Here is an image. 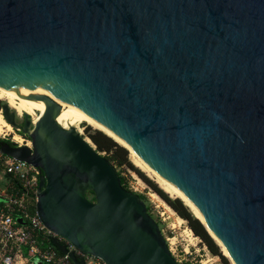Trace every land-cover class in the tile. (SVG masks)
<instances>
[{"label":"water","instance_id":"obj_1","mask_svg":"<svg viewBox=\"0 0 264 264\" xmlns=\"http://www.w3.org/2000/svg\"><path fill=\"white\" fill-rule=\"evenodd\" d=\"M0 84L45 106L19 124L3 102L32 147H0L41 169L48 229L106 264H179L64 105L133 148L234 264H264V0H0Z\"/></svg>","mask_w":264,"mask_h":264},{"label":"built area","instance_id":"obj_2","mask_svg":"<svg viewBox=\"0 0 264 264\" xmlns=\"http://www.w3.org/2000/svg\"><path fill=\"white\" fill-rule=\"evenodd\" d=\"M15 131L21 141L10 139L11 142L31 148L29 136L21 134L18 127ZM6 138L2 135V139ZM41 175L39 167L5 154L0 147V264H74L70 252L86 264H106L100 257L76 248L40 220L35 207ZM53 237L65 244L66 253L52 244ZM168 249L179 264H193L183 262L169 246Z\"/></svg>","mask_w":264,"mask_h":264},{"label":"rangeland","instance_id":"obj_3","mask_svg":"<svg viewBox=\"0 0 264 264\" xmlns=\"http://www.w3.org/2000/svg\"><path fill=\"white\" fill-rule=\"evenodd\" d=\"M0 101V103L6 102L3 99H0ZM29 118L32 120L30 115ZM6 130L7 129L0 133V138H2V135H5L11 139L12 136L19 134L17 131H15L14 127H12L11 130ZM95 130L97 129L93 128L86 122L80 123L79 127L77 128V132L84 139H86L92 145V147L98 151V153L103 156H111L113 151L99 150L97 144L90 138L89 134L93 133ZM6 133H9V136ZM127 153L128 158L125 164L119 166L115 161L112 164L115 166L118 174L124 177L126 186L133 192H136L137 194L144 197L143 200L145 201L150 214L159 224L168 246L176 255V257L178 259H182L183 262H191L193 264H224L219 256L211 254L200 237L193 233L187 223V220L181 217L172 208V206L152 188V186L155 185L166 195L167 199L169 200L178 198L171 197L164 190H162L152 178L147 176L142 170L133 164L131 158L129 157L130 155L128 151ZM181 203L186 208V210L189 211L182 201ZM190 214L192 215L191 212ZM179 219H181V222H178ZM221 254L223 255L222 252ZM226 259L228 260V263L231 264L227 257ZM37 264L43 263L38 261Z\"/></svg>","mask_w":264,"mask_h":264},{"label":"bare ground","instance_id":"obj_4","mask_svg":"<svg viewBox=\"0 0 264 264\" xmlns=\"http://www.w3.org/2000/svg\"><path fill=\"white\" fill-rule=\"evenodd\" d=\"M0 99L5 100L9 104V106L14 109L19 115L22 113H27L28 115H30L33 122L37 121V119L40 117V115L45 109V106H43L30 96L26 95L22 90L4 84H0ZM56 119L62 126L66 128L73 126L76 128V130L79 127L80 123L86 122L93 128L100 130L102 133L109 136L112 140L124 147L129 152V157L131 158L133 164L136 167L142 170L147 176L152 178L162 190L169 194V196L180 199L183 204L189 209L192 215L197 218L204 227H207L202 216L195 211V209L189 204V202L176 189H174L170 184H168L156 171H154L136 153L133 148L118 139L113 134H111L109 131H107L105 128L95 122L92 118L78 115L69 107L62 105L60 106V111ZM5 129L11 130L12 126L5 121L2 112L0 111V133H2ZM13 140L17 142L21 141L19 135H14ZM178 222H181V219H179ZM207 231L215 239L214 235L208 228ZM215 241L220 247V250L223 255L229 259L231 264H234L233 261H231L230 256L225 251L224 247L221 245V243L217 241V239H215Z\"/></svg>","mask_w":264,"mask_h":264},{"label":"trees","instance_id":"obj_5","mask_svg":"<svg viewBox=\"0 0 264 264\" xmlns=\"http://www.w3.org/2000/svg\"><path fill=\"white\" fill-rule=\"evenodd\" d=\"M20 133L23 134V132H21V131H20ZM89 136L97 144V147L99 150L113 151V154L111 156H105L112 163H114V161H115L116 164H118L120 166V165H123L127 162V158H128L127 150L124 147H122L121 145L117 144L109 136L102 133L100 130H95L93 133H90ZM2 142H6V140L0 138V143H2ZM7 142H10V141H7ZM119 176L121 179L122 186L126 189H129L125 184L124 177H122L120 174H119ZM152 188L158 194H160L181 217H183L184 219L187 220V223H188L189 227L191 228V230L193 231V233L196 236L200 237V239L207 246V248L211 252V254L219 256L224 264H229L226 257H224L221 254V251L219 250V246L211 238V236L207 233L204 226L200 223V221L197 218H195L193 215L190 214L189 211L186 210V208L182 205V203L179 199L169 200V199H167L166 195L161 190H159L155 185H153ZM88 194L91 196V199H92L93 198L92 197V191H88ZM139 196L141 197V199H144L143 196H141V195H139ZM147 210L149 211L148 207H147ZM45 264H47V263H45Z\"/></svg>","mask_w":264,"mask_h":264},{"label":"flooded vegetation","instance_id":"obj_6","mask_svg":"<svg viewBox=\"0 0 264 264\" xmlns=\"http://www.w3.org/2000/svg\"><path fill=\"white\" fill-rule=\"evenodd\" d=\"M1 104H0V106H1ZM15 120L17 121V123L22 124L24 122V116H23V114L22 115L21 114L20 115L19 114H16ZM12 127H14L16 129L15 126H12ZM11 139H13V137ZM5 140L6 141H10V142L12 141V140H10V138H6Z\"/></svg>","mask_w":264,"mask_h":264}]
</instances>
